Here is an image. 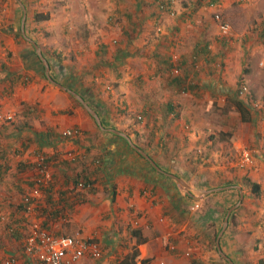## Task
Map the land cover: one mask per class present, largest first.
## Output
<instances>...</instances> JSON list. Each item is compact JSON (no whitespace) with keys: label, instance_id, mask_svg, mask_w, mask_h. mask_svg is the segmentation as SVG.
Masks as SVG:
<instances>
[{"label":"crops","instance_id":"0c3cea01","mask_svg":"<svg viewBox=\"0 0 264 264\" xmlns=\"http://www.w3.org/2000/svg\"><path fill=\"white\" fill-rule=\"evenodd\" d=\"M22 1L26 12L29 10L30 21L24 22L23 18L18 21L19 4L14 7L7 1L6 8L0 2V114L14 116L11 120H0V249L15 258L17 264H43L29 256L24 246L32 222L38 220L56 236L72 235L100 244L101 258L87 254L71 264H119L134 248L140 252L136 264L143 261L144 264H216L214 237L216 230L222 228L218 234L219 237L223 233L221 248L234 264H264V220L262 223L259 219L256 201L263 196L264 184L260 183L263 192L259 196L245 181L248 178L259 183V156L251 168H241L238 161L233 164L241 174L248 172L246 177L229 173L227 169L231 168L227 163H215L217 157L210 167L197 166L201 163L199 157L180 167L178 162L163 159L161 150L142 148L133 138L136 132L124 130L119 125L120 118L113 113L116 106L118 110L136 107L139 100L142 109L137 120L142 121L141 130L144 129L146 136L157 135L161 139L166 134L161 126L164 121L157 118L167 115L170 107L173 110L170 119L191 121V112L180 103L181 94L174 92L179 90L175 82L181 86L190 79L181 87L194 97L214 101L218 100L219 92L224 93V101L230 107L224 110L225 116L240 114L241 120L255 129L250 138L246 131L238 134V147L249 139H258L255 144L259 149V136H264V132L259 135V109L254 106L257 110L254 113L248 109L250 104L244 101L248 99L239 95L234 78L246 76L252 90L250 97H254L252 106L259 102L264 105L261 99L264 87L253 78L258 68L254 70L250 65L256 52L260 58L264 55V21H253L255 25L249 21H228L232 37L223 39L218 23L210 21L208 13L216 8L229 15L231 0L189 1L190 18L173 22L177 38L168 40V35L157 34L148 37L149 58L143 56L148 59L147 68L135 71L133 67L139 66L138 61L132 66L126 53H131L126 46L130 35L98 39L92 29L87 38L89 43L79 45L74 52L62 44L67 42L65 39L59 47L56 44L51 49L48 44H54L57 38L47 39L45 31L52 24L35 21L33 3ZM194 10L197 16H192ZM4 17L7 21H3ZM24 24L27 35L23 33ZM19 25L28 42H36L50 55L51 78L43 61L42 69L29 53L24 39L17 38ZM236 42L240 43L241 53L229 50ZM170 46L178 48L180 59L176 66L170 63L167 67L168 52L162 49ZM66 57L76 58V63L69 58L64 60ZM218 61L225 66L217 67ZM261 63L264 64V59ZM106 65L118 69L117 80L112 85L109 80L104 81ZM169 70H176L174 81H161L158 88H152L147 81L152 71L159 75ZM155 89L163 90L153 93ZM87 91L99 98L102 113L94 98L86 96ZM74 92L98 113L102 125L93 122L83 109L74 107L69 95L91 114ZM120 94L126 99L118 103ZM238 101L244 103L249 113L246 120L236 106ZM153 104L160 105V115L153 113ZM181 114H184L182 118ZM153 121L161 122L160 129H153ZM75 127L82 129V135L70 138L64 134L66 129ZM125 135L153 160L156 158L154 161L160 169L135 149ZM69 152L77 153V158L70 159ZM155 152L158 157L153 158ZM38 154L45 155L54 178L49 186H42L40 196L33 200L36 212L28 214L23 199L32 194L33 188H38L35 182ZM81 180L91 186L79 188ZM212 202L215 206L208 209ZM196 203L200 208L192 209ZM224 208L229 209L221 221ZM215 242L217 247L218 238Z\"/></svg>","mask_w":264,"mask_h":264},{"label":"rangeland","instance_id":"374dc122","mask_svg":"<svg viewBox=\"0 0 264 264\" xmlns=\"http://www.w3.org/2000/svg\"><path fill=\"white\" fill-rule=\"evenodd\" d=\"M2 1L4 2V6L7 1L8 2L10 1L12 6L14 5V7H18L19 4L18 21H21L25 14L24 9L22 10L23 7L20 5V2L23 3V1L22 0H20V2L19 0H2ZM159 1L161 0H157L156 2L155 0H30V2L33 3L32 6L35 9L34 12L35 14L42 13L43 15L48 16L47 19H42L41 21L46 20L47 22L52 24V27H50L49 30L45 31L46 34L45 36L47 37V39H50L49 36H54L57 38V41H54V44L53 43L48 44V46L51 49H54L56 47V44H58L59 47V44L63 42L61 40L65 39L67 42L62 44L68 45L69 47L67 48H72V52H74L75 51L74 49L75 48L78 49L79 45L82 46L85 43H89V39L87 38H89L88 34L89 32H92V29H94V34L98 39H106L118 35L124 36V34L128 36L130 35L131 39H129L128 37L126 38L127 39L126 46L128 50L131 51V53L127 51L126 53L127 56L129 57V60L133 62L132 66H134L135 61H138L139 66L133 67L135 71L137 69L143 70L147 68L148 59L145 60V57L149 58V55L147 54L150 51L148 37H153V36L156 37L157 35H161V36L168 35L167 36L168 40L176 39L177 31L173 26L174 25L173 22L182 21L186 17L190 18L189 15L191 14V10L187 8L189 7L187 5L189 4V1L192 0H174L170 5L171 7V9H169L170 11L163 9L160 6ZM5 7H4V12H5ZM159 10H161L162 12L160 13ZM7 11L8 10H6V12ZM172 11H174V14L171 13ZM228 12L229 15H226L225 11H222V9L215 8L214 10L208 13L209 19L210 21H216L215 14L218 13L222 16L223 20L225 21H237V22L249 21V23H252L253 21L254 22L264 21V0H234V2L233 0H231V4L229 6ZM240 13H241V17H240ZM28 14H29V10H27V15ZM192 14H193L192 16L194 15L197 16L196 15L197 11H193ZM3 21H7L6 17H4ZM124 21L126 22V24L124 23ZM146 23H148L149 25H147ZM169 23L170 26H168ZM253 25H255V23ZM239 27H241V25ZM18 30L22 32L21 25L18 26ZM79 39H81V42L77 41ZM84 39H87V41L83 42ZM231 47L232 48L229 49L230 51L232 52L238 51L239 53H241L239 42L232 44ZM174 48H175L174 46L173 47L170 46L167 49H162L163 52L164 50H167L168 52L167 67H169L170 63H172V66H175L179 63V60L172 62L173 53H178L179 55V52H177L179 51L178 48L175 49ZM144 52L146 55H143ZM154 57L155 56H153L152 63H154L156 60ZM67 58H69L70 60L76 63L75 61L77 60L76 58L66 57L64 58V60ZM161 59H163V56H161ZM262 59H264V55L261 56L260 58L259 52H256L255 55L252 56L250 60V65L251 68L254 70L258 68L256 70L258 71V73L254 74L253 78L257 79L256 83L259 82V85L264 87V64L261 63ZM200 62L202 63L201 59ZM142 64H145V67L142 66ZM216 65L217 67H220V65L225 66L220 61H218ZM104 70L106 72L105 75L106 80L104 81L109 80L110 85L114 84L113 81L117 80L116 78L117 72L114 70L113 65L112 66L106 65V69L104 68ZM175 72L176 70H173V72L169 70V72L167 71V74L161 73L159 75H155L154 72L152 71V75L147 81L151 83V85H153L152 88L154 87L158 88L160 83L161 84L163 83L161 81L167 82L168 80L171 79L174 80ZM245 78L246 76L244 75L241 78L239 77L234 78L237 79L235 80L236 81L235 84L239 92L243 85L249 86V83ZM188 80L183 81V84L181 86L183 87L186 86ZM174 86L179 89L176 91L174 90V92L176 94H181L180 98L182 99H180V103L182 107L186 109L188 113L191 112V115L187 113V115L190 116L191 121L183 119L185 122L183 120L180 122L176 120L177 121L176 122L175 119L169 118L171 114L165 115L164 117L157 118V121H159L160 118H162V120L164 121L162 124L161 122L153 121L152 126L154 130H158L160 129V124H161L162 129L164 132H166V134H164L161 139H159L157 135L146 136L144 129L142 128L141 130L140 128L142 126V121L137 120L138 119L137 114L138 112L140 114L141 113L140 109H142L141 102L137 100L136 102H138V105H136V107L128 106L126 108L122 107V110H118L117 108L119 106L116 107L114 106L115 110L113 111V113H116L117 116L120 118L119 125L124 130L127 129L130 132L131 130H133L136 132V136L135 137L133 136V138H135L136 140V143L139 142L142 146L146 148L151 147L157 151L161 150L159 154H162V158L168 160L167 162H171V161L178 162V165L180 167H183L185 162L190 163L191 160H193L195 157H199L201 159V163L200 164L198 163L197 166L198 165L201 166L203 164V166L210 167L209 165H211L213 163L212 161H215L214 159L217 157L218 160L215 161V163H227L225 165L231 168V169H227L229 173H236L243 177H246L248 175V172H244L243 174H241L240 173L241 171L235 168L233 164H235L236 161H238L237 159H239L238 138L240 136V132L246 131V133L250 138V136H252V134L250 133H252L253 131L255 132V129L253 128L254 126L252 127L249 122L242 121L240 114H236L233 116H228V115L225 116L226 112H224V110H229L230 107L224 101L223 98L224 93L217 91L219 92L218 95L216 94L218 96L217 97L218 100H214V101L205 100L202 96L194 97L193 94H189V92L187 90L182 89V87L177 82H175ZM249 89L251 88L249 87ZM161 90L163 89L160 90L155 89L152 92L158 93ZM250 91L252 93V90ZM261 95H262L261 99L264 101V90H263V94ZM86 96L89 97L91 100L94 98V100L96 101L95 103L97 104V108L99 107L98 109L99 111H101L102 105L98 102L99 98L98 100L95 98V93L91 91H87ZM123 96H124L123 94L118 95V99H117L118 103H121L123 101L122 100L123 98L126 99V97ZM156 96L158 97L160 95L157 94ZM240 96L245 97V99H248L244 101L245 103L250 104L247 105V107L251 112L253 111L254 113L255 111H257L255 109L256 107L254 108V105L252 106L253 103H251L252 102L251 99H253L254 97L253 98L250 97V94H245ZM69 97L71 98L74 107H79V109H83L86 112L84 113L88 115L93 122L96 123L95 118L88 111L85 110L84 106L82 107L78 105V103L70 95ZM191 98L194 100L192 104H191ZM215 102L219 104L214 105ZM123 104L125 105V103ZM120 106L122 105L120 104ZM152 108H153V113L155 115L157 116L160 115L161 107L159 104L157 106L153 104ZM212 108H213V112L211 111ZM138 109L140 111H138ZM261 111L262 110L259 108V117H261L259 118V125H260L259 135L260 133L264 132V119L262 118L263 112ZM183 115L184 114H181L180 117L182 118ZM181 118H179L178 120H180ZM168 120H173L174 122ZM175 135L178 137V139L176 138ZM263 137H261V135L259 136V149L255 144L258 141V139L256 141H252L249 139V141L247 142V144L252 146L253 149L255 150V156H259V183L262 184H264V138ZM258 150H259V154H258ZM214 152L216 156H213ZM153 156L158 157V152H155ZM221 157L223 158V160L220 159ZM256 201L259 203V219H261L263 223L264 192H263V196L259 197V201L258 200ZM234 203H235L234 201L231 202L232 205H234ZM228 209L229 208H224L221 215L222 218L221 221L224 220ZM214 254L216 255L215 256L216 259L220 260L216 251L214 252Z\"/></svg>","mask_w":264,"mask_h":264},{"label":"built area","instance_id":"2783aa9c","mask_svg":"<svg viewBox=\"0 0 264 264\" xmlns=\"http://www.w3.org/2000/svg\"><path fill=\"white\" fill-rule=\"evenodd\" d=\"M174 0H169V7ZM166 4H161V7L170 11L171 7H167ZM167 7V8H166ZM174 14V11L171 12ZM215 20L219 25V35L223 39H230L232 37V27L228 21L223 20L220 14H215ZM178 53H173L172 62L178 61ZM176 66V65H175ZM251 91L248 85H243L240 90V95L250 94ZM256 108L264 109V105L260 102L255 103ZM12 114H0V120L13 119ZM264 119V113L262 114ZM64 134L67 137L74 138L82 135V129L68 128ZM68 157L70 159H76L77 153L69 152ZM255 150L248 144H242L239 147V159L238 165L243 168H251L255 164ZM37 171L36 184L38 188H33V192L30 195H25L23 202L28 214H34L36 212L34 199L41 194V188L49 186L53 181V173L51 167L43 154H38L37 157ZM87 181L81 180L78 183V187L81 189H87L91 185ZM13 231V230H11ZM25 251L29 256L35 257L37 261L43 264H71L83 256L90 254L93 258L99 259L102 257L103 251L100 244L95 240L78 239L72 235L56 236L44 228L38 220H35L31 224L29 235L25 240ZM0 264H17V260L11 256H7L0 249ZM163 264V263H161Z\"/></svg>","mask_w":264,"mask_h":264},{"label":"trees","instance_id":"16d2710c","mask_svg":"<svg viewBox=\"0 0 264 264\" xmlns=\"http://www.w3.org/2000/svg\"><path fill=\"white\" fill-rule=\"evenodd\" d=\"M156 1H157V0H155V2H156ZM117 2H118V1H117ZM146 2H149V1H146ZM169 3H170L169 0H161V1H159L160 6H161V4H166V5H168ZM167 7H169V5H168ZM167 7H166V8H167ZM194 11H196V10H194ZM159 12L161 13L162 11L159 10ZM34 16H35V19H34L35 21H41L42 19H47V18H48V16H45V15H43L42 13H36V14H34ZM26 21H30V17H29V16H27ZM26 30H27V24H26ZM29 32H30V30H29ZM16 34H17V38H20V40L24 39V43L27 44L28 47H29V51H30L29 53L31 54L32 57H35V58L38 60V63H40L41 68L43 69L44 66H43V64H42V60H41V58L39 57V55L37 54L36 49L34 48L33 44H31L30 42H28V41L24 38V36H23V34H22L21 31H19V30L16 31ZM105 49H106V48H105ZM104 51H105V50H104ZM43 53L45 54V56L47 57V59L49 58V61H50V59H51V58H50V55H49L48 53H46V51H43ZM50 63L52 64V59H51V62H50ZM171 64H172V63H171ZM117 70H118V69H117ZM117 70H115V71H117ZM173 81H174V80H173ZM250 94H251V93H250ZM236 104H237L236 106H237V108L239 109V111H240L242 117H243L245 120L248 119L247 114H249V113L246 111L244 103H242V101H238ZM171 108H172V107H170V109L168 110L167 115L171 114V112L173 111ZM139 145H140L142 148L146 149V147L142 146L140 143H139ZM153 158H154V156H153ZM154 160L157 161L156 158H154ZM245 181H247V183H249V184L251 185V188H252L253 193H255V194H259V196L262 194L263 190H262V188H261V184H260V183L253 182V181H251V180L248 179V178H246ZM211 207H214V203H213V202L210 203V204L208 205V209L211 208ZM199 208H200L199 203H196L195 206L192 207V209H195V210H196V209H199ZM221 229H222V228H221ZM221 229H220V230H221ZM220 230H219V231H220ZM219 231L216 230V235H215V237H214V240H215V241H217ZM135 233H136V231H135ZM136 234H137V233H136ZM215 241H214V243H215ZM213 248H214V250L216 251V253L218 254V257L220 258V260H218V259H216V257H215V259L217 260V261H216V264H230V262H229L228 260H226L224 257H222V256L219 254L218 249L216 248V243L214 244V247H213ZM139 257H140V252H139L138 248H134L129 254H127V255L124 257L123 260H121V261L119 262V264H136L137 261H138V259H139ZM144 262H145V261H143V264H144ZM221 262H223V263H221Z\"/></svg>","mask_w":264,"mask_h":264},{"label":"water","instance_id":"95a60500","mask_svg":"<svg viewBox=\"0 0 264 264\" xmlns=\"http://www.w3.org/2000/svg\"><path fill=\"white\" fill-rule=\"evenodd\" d=\"M21 4H22V2H20ZM23 5V4H22ZM23 7H24V11H25V14H24V17H23V20L22 21H26V18H27V12H26V8H25V6L23 5ZM23 33H24V35H27L26 34V30H25V24L23 25ZM29 40H31L30 38H28ZM32 41V40H31ZM32 43L34 44V46H35V49H36V52L38 53V55L40 56V58L42 59V61H43V64L45 65V68H46V71H47V75H48V77L49 78H51V76H50V70H51V66H50V63H49V61H48V59L45 57V55H44V53H43V51H42V49H41V47L36 43V42H33L32 41ZM74 94L83 102V104L86 106V108L91 112V114L95 117V119H96V121L100 124V125H102V123H101V119H100V117H99V115H98V113L93 109V108H91L86 102H85V100L83 99V97L82 96H80L79 94H77V93H75L74 92ZM126 136V135H125ZM128 139H129V141L131 142V144L133 145V147L135 148V149H137L143 156H145L147 159H149V161L157 168V169H160V167L157 165V163L142 149V148H140L139 146H137L136 144H134L132 141H131V139L128 137V136H126ZM227 224H228V219H226V221H225V226H227ZM222 234L223 233H221L220 235H219V237H218V243H217V247H218V250H219V253H220V255H222V257H224L225 259H227L229 262H230V264H234V262L232 261V259L223 251V249L221 248V244H220V238H221V236H222Z\"/></svg>","mask_w":264,"mask_h":264}]
</instances>
